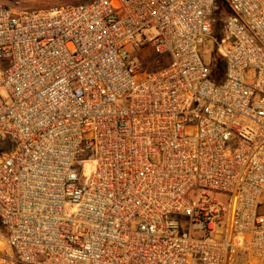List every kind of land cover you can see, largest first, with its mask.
Wrapping results in <instances>:
<instances>
[{
  "label": "built area",
  "instance_id": "1",
  "mask_svg": "<svg viewBox=\"0 0 264 264\" xmlns=\"http://www.w3.org/2000/svg\"><path fill=\"white\" fill-rule=\"evenodd\" d=\"M1 88L0 264H264V0L0 1Z\"/></svg>",
  "mask_w": 264,
  "mask_h": 264
},
{
  "label": "rangeland",
  "instance_id": "2",
  "mask_svg": "<svg viewBox=\"0 0 264 264\" xmlns=\"http://www.w3.org/2000/svg\"><path fill=\"white\" fill-rule=\"evenodd\" d=\"M1 2L5 3L7 6H9L12 10L17 11L22 8H50L55 7L58 5H77V4H85L90 1L87 0H0ZM219 8H222V5H218ZM215 18H222L221 11L215 10ZM215 30L214 38L213 37H206L204 39L203 44L199 47L200 55L204 62H206L209 65H213L215 61L218 60V58L221 56V50L217 44V41H221V39L225 36L224 32H222L221 28V22ZM221 61H218V66L221 67ZM256 76V72L253 69H250L246 72V78L247 80H254ZM0 98L6 103H11V97L8 95V92L5 88L0 89ZM93 168V161H86L84 163L82 172H81V181L82 183H85L90 176V173ZM191 199H194V194L190 195ZM264 204V203H263ZM75 207H69L68 212L72 213L74 211ZM225 235V229L219 228L217 232L215 233V239L222 240ZM5 253V252H3Z\"/></svg>",
  "mask_w": 264,
  "mask_h": 264
},
{
  "label": "trees",
  "instance_id": "3",
  "mask_svg": "<svg viewBox=\"0 0 264 264\" xmlns=\"http://www.w3.org/2000/svg\"><path fill=\"white\" fill-rule=\"evenodd\" d=\"M87 1H90V0H87ZM218 11V10H217ZM220 11V10H219ZM214 14H215V12H214ZM214 17H215V15H214ZM220 17H218V19H219ZM221 19V18H220ZM220 21V20H219ZM146 60V62H148L149 61V59H145ZM151 60V59H150ZM218 61H221L220 63H221V67H219L218 66ZM158 67H151L150 69L152 70H155V69H157ZM212 74H213V79L214 80H216L217 82H220V81H222V79L224 78V61H223V59H222V57L220 56L219 58H218V60L217 61H215L214 62V64L212 65Z\"/></svg>",
  "mask_w": 264,
  "mask_h": 264
}]
</instances>
